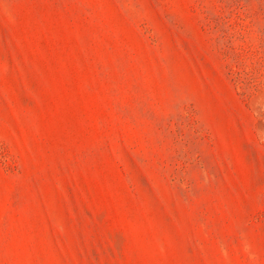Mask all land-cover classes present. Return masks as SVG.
<instances>
[{"label":"rangeland","instance_id":"1","mask_svg":"<svg viewBox=\"0 0 264 264\" xmlns=\"http://www.w3.org/2000/svg\"><path fill=\"white\" fill-rule=\"evenodd\" d=\"M0 264H264V0H0Z\"/></svg>","mask_w":264,"mask_h":264}]
</instances>
